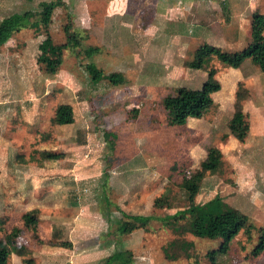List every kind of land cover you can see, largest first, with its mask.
Masks as SVG:
<instances>
[{"label":"rangeland","instance_id":"obj_1","mask_svg":"<svg viewBox=\"0 0 264 264\" xmlns=\"http://www.w3.org/2000/svg\"><path fill=\"white\" fill-rule=\"evenodd\" d=\"M113 1L0 0V20L12 13L28 11L31 13L30 22H40L36 14L41 4H55L48 31L56 43L68 44L55 73H46L37 62L38 46L46 36L42 25L39 28H20L0 47V134L13 141L21 156L28 157L30 163L39 164L44 160L41 151L58 153L62 156L58 161L66 167L77 163L81 201L100 206L104 185L107 196L123 211L155 217L156 220L145 229L138 228L130 234L121 235L114 231L115 226L110 228L113 249L129 251L130 264H210L206 253L217 248L221 239L200 238L179 229L188 226L189 218L163 222L166 216L188 206V192L182 186L189 185L201 170V166L193 168L187 160L190 137H186V128L166 125L163 99L181 86L199 89L211 70H216L213 76L223 80L235 74L226 69L215 55L207 57L200 69L189 68L187 62L196 56L191 51L203 44L192 40L183 54L171 50L170 42L161 39L157 33L160 31L159 23L153 18L157 0ZM261 3L264 6V0ZM124 7L127 12L119 22L123 30L119 32V38H114L115 33L106 34V15L109 10L110 13H122ZM145 27L148 29L146 38L140 36V30L142 33ZM102 41L119 53L118 57L121 53H134L136 59L130 60L132 66L128 62L119 66L104 64L102 58L107 47ZM87 46L103 49L85 57L83 48ZM237 47V44L233 45V48ZM109 58L110 61L115 59L114 55ZM89 62L103 71L98 86L89 80L85 69ZM117 62L121 63V60ZM137 62L142 63L135 66ZM170 63L171 68L175 67L172 73L166 70ZM119 73L123 81L112 84L107 77ZM139 77L141 80L136 81ZM237 89L233 93L226 84L221 94L237 97ZM65 101L73 104L75 125L57 126L55 111ZM218 105L220 101L205 116L207 119L212 120L216 115ZM238 109L234 100L231 111L235 113ZM224 113L225 119L215 128L217 134L213 133L210 146L219 147L226 142L223 138L228 122L226 110ZM242 115L249 121L248 115ZM104 132L111 134L110 140L105 139ZM111 144H114L113 149ZM228 167L223 162L216 172H201L195 203L224 194L221 196L224 202L234 208L245 203L244 209L238 210L249 216L246 202L239 201L230 193L229 186H224H234ZM3 183L0 184V239L19 223L17 215H7L10 213L12 190L6 176ZM159 198L161 207H154L153 203L156 206L155 201ZM120 214L116 213L118 217ZM250 218L254 228L249 234L241 230L231 240L228 253L219 256L220 263L264 264L262 254H253L260 231L259 223ZM173 242L177 244L173 245ZM182 242H189L192 247L182 248Z\"/></svg>","mask_w":264,"mask_h":264},{"label":"crops","instance_id":"obj_2","mask_svg":"<svg viewBox=\"0 0 264 264\" xmlns=\"http://www.w3.org/2000/svg\"><path fill=\"white\" fill-rule=\"evenodd\" d=\"M109 2L114 1L109 0ZM143 4L145 6L146 2ZM154 10L153 18L155 22L158 21L160 27L157 33L160 34L161 39L170 42L171 50L175 49L177 53L183 54L188 50L189 42L192 40H198L202 44L218 47L227 52L242 50L253 42V14L255 12L264 13V6L261 0H157ZM125 12H127L125 7L122 13H110L109 10L106 15L108 26L106 34L112 32L116 34L114 38H119V32L123 30L119 22L125 18ZM143 30L145 31L142 33L140 30V36L146 38L148 29L145 27ZM102 33L104 36V31ZM102 42L105 45V42ZM236 44L238 47L233 48ZM105 46L107 49H104L102 62L106 65H126L125 62L130 65V60L136 59L134 53L132 55L121 53L119 58V53L111 49L108 44ZM96 47L98 52L103 49L102 46L101 49L99 46ZM195 51L196 49L191 53ZM110 55H114L115 59L110 61ZM117 60H121V63ZM218 61L226 69L232 70L235 76L225 80L213 76L220 88L212 93V106L206 109L200 117H188L186 123L182 125L188 131L186 137H190L187 160L193 168L195 165L200 167L207 159L208 150L220 151L222 164L224 162L229 166L234 180V186L230 184L224 186H229L230 193L238 197L239 201L246 202V207L249 209L248 214L259 223L258 231H260L264 228V70L251 58H246L238 67H231ZM141 63L137 62L135 66H140ZM171 65V63L168 64L166 70L172 73L175 67L171 68ZM188 67L196 70L189 65ZM243 67H245L244 71H242ZM215 73L216 70H214V75ZM164 76L169 78L165 74ZM89 80H91L90 76ZM139 80H141L140 77L136 81ZM100 81L92 82V84L98 86ZM226 84L228 88H232L233 93L238 88L237 97L228 93L221 94ZM234 100L240 108L237 111L245 114L246 117L248 115L250 121L244 120L248 129L243 141L232 134L229 126L234 115V111H231ZM219 101L220 105L217 106L216 115L212 120L207 119L205 116L212 108H216ZM61 104L70 105L73 114L72 102L65 101L59 105ZM224 110H226L228 119L227 127L223 130V138H226V142L219 147L210 146L213 133L217 134L215 128L225 119ZM55 124L57 126L75 125L74 114L72 123L58 124L55 122ZM9 140L0 134V184L4 185L3 181L6 176L12 190L10 213L7 215L11 214L12 217L17 215L19 223L16 224L21 228L22 226L24 228L22 216L27 212L34 211L38 216V221L35 232L26 228L22 230L6 264H106L108 259L118 253L129 257V251L114 250L113 242L110 241L112 226H115L114 231L120 233L119 227L122 225L118 223V220L122 216L116 215L120 211L111 206L112 214H102L97 203L81 201L82 192L78 191L77 186L79 184L77 183L79 175L77 163L66 167L62 161H58L62 156L52 151H41L44 160H41L39 164L30 163V159L23 158L15 143ZM73 143L75 144L76 141L74 140ZM47 152H52L54 156L49 157L45 154ZM49 192H51L50 196ZM116 205L123 211L118 204ZM153 206L161 207L155 206L154 203ZM244 207L245 203L236 209H244ZM252 228H254L253 224ZM136 229L123 232L121 235L130 234ZM23 232L24 236L21 235ZM259 254L263 257L264 249Z\"/></svg>","mask_w":264,"mask_h":264},{"label":"trees","instance_id":"obj_3","mask_svg":"<svg viewBox=\"0 0 264 264\" xmlns=\"http://www.w3.org/2000/svg\"><path fill=\"white\" fill-rule=\"evenodd\" d=\"M55 4L42 3L40 11L36 14L39 21L30 22L31 13L26 11L23 13H12L0 20V47L6 43L12 36L13 32L23 27H41L44 26L45 38L40 42L38 63L44 68L46 73H55L61 64V56L63 51L67 48V43H56L48 31L49 24L52 20L53 10ZM253 24V42L248 44L245 48L239 51L227 52L218 47L208 44L199 46L195 51V59L191 60L188 65L192 68H201L203 62L210 55H215L224 64L231 67H238L246 58H251L252 61L264 70V13L255 12L252 16ZM98 51L96 46H87L83 48L85 57H91ZM85 69L89 73L91 82L101 80L104 75L102 69L98 68L95 63L89 62L85 64ZM214 71H209L206 81L199 89H192L188 87H178L174 93L168 94L163 99V107L166 112V125H183L186 123L188 117H200L203 112L210 108L213 104L212 93L220 88L217 80L213 77ZM112 84H117L123 81V76L113 74L107 77ZM55 122L58 124H69L73 122V114L71 106L68 104L58 105L55 111ZM230 130L232 134L243 141L248 126L244 122L243 115L240 111H236L230 120ZM105 139L110 140L111 134L104 132ZM114 139V138H113ZM113 141V140H112ZM114 148V144H111ZM49 157L54 156L53 153H45ZM222 165V155L217 149H210L207 159L201 164L200 174L191 179L192 182L188 185L184 184L183 189L188 192V206L185 209L177 211L173 215L166 216V222L170 219L177 221V219L189 218L188 226L179 227L182 230L190 232L193 236L208 239H221L220 245L208 251L206 257L210 264H222L219 261V256L226 255L229 251L231 240L241 231L244 230L248 234L252 228V224L246 214L240 210L228 205L224 202L220 195H215L212 199L204 203H195V197L200 188L201 172L217 171ZM107 176V175H106ZM199 177V178H197ZM105 186L103 185V194L101 196L100 210L106 215L112 214L111 206H114L121 212V218L118 223L119 232L134 230L136 228H146L150 221L156 219L152 215H132L123 212L114 204L107 196ZM156 199V206H161ZM162 200V199H161ZM162 204V203H161ZM24 228L35 232L38 221L37 214L27 212L22 216ZM22 228L13 227L7 232L3 239H0V264H6L10 258L12 249L15 248L16 241ZM177 243L173 242V245ZM182 248H191L192 244L189 242H182ZM264 249V228L260 230L258 242L253 249V254L256 255ZM169 257L167 250L164 251ZM172 258V257H171ZM131 259L126 257L123 253L113 255L106 264L115 262L116 264H130Z\"/></svg>","mask_w":264,"mask_h":264}]
</instances>
